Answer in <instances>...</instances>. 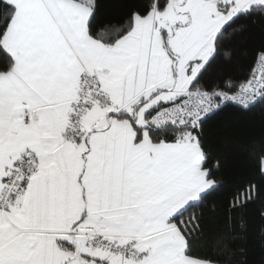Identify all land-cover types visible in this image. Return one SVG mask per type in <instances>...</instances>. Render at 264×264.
<instances>
[{"label": "snow or ice", "instance_id": "snow-or-ice-1", "mask_svg": "<svg viewBox=\"0 0 264 264\" xmlns=\"http://www.w3.org/2000/svg\"><path fill=\"white\" fill-rule=\"evenodd\" d=\"M237 155L264 177V0H0V264H264V185L185 217Z\"/></svg>", "mask_w": 264, "mask_h": 264}, {"label": "trees", "instance_id": "trees-1", "mask_svg": "<svg viewBox=\"0 0 264 264\" xmlns=\"http://www.w3.org/2000/svg\"><path fill=\"white\" fill-rule=\"evenodd\" d=\"M223 168L221 173H216L215 177L217 180H222V186L211 191L210 194L203 199L200 204L194 209H190L185 217L189 215H199L203 213L205 217H210V219L203 222L206 232L211 235L221 231V225L224 221V210L228 205V201L232 197L242 191L248 186V182H254L257 185H264V177H261L260 173L257 171L258 160L255 155H249L245 157L244 155L237 156H222ZM215 207V214H213L212 209ZM264 208V200L260 201L258 205L253 206L247 214L245 212H240L239 214H234L233 220V231L237 232L240 237V243L247 242V236L251 235L254 239L258 235L264 232V220H261L260 215L257 213L256 208ZM245 227L239 229L236 227L237 222L240 220H245ZM259 255V249H254ZM258 258V257H257Z\"/></svg>", "mask_w": 264, "mask_h": 264}, {"label": "crops", "instance_id": "crops-1", "mask_svg": "<svg viewBox=\"0 0 264 264\" xmlns=\"http://www.w3.org/2000/svg\"><path fill=\"white\" fill-rule=\"evenodd\" d=\"M191 165H192V170L190 172L189 178L185 182V190L191 195L187 196L184 201L181 203H186L188 199H194L196 196L203 191L205 188L209 187V184L211 183L210 181L208 183H205L203 181V178L197 175L196 172V165H197V160L196 158H193L191 160Z\"/></svg>", "mask_w": 264, "mask_h": 264}]
</instances>
